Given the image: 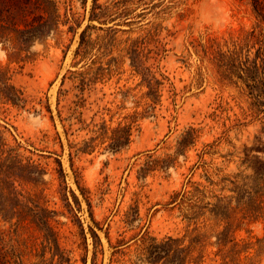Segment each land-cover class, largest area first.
Returning a JSON list of instances; mask_svg holds the SVG:
<instances>
[{
	"label": "rangeland",
	"instance_id": "374dc122",
	"mask_svg": "<svg viewBox=\"0 0 264 264\" xmlns=\"http://www.w3.org/2000/svg\"><path fill=\"white\" fill-rule=\"evenodd\" d=\"M55 2L57 29L0 64L25 99L0 100V158L8 150L43 171L24 181L0 160V264H92L90 227L98 264H167L149 261L143 240L167 236L188 250L185 264H264V112L241 83L220 80L202 50L241 41L255 23L250 0H128L127 18L106 23L89 19L93 0ZM107 26L115 39L95 65L111 71L80 91L71 73L99 55L93 46L75 54L80 33L87 27L94 40ZM127 39L142 42L140 64L161 81L146 111ZM133 113L125 147L95 138L100 123ZM30 114L43 127L33 130ZM34 205L51 211L61 255L44 245Z\"/></svg>",
	"mask_w": 264,
	"mask_h": 264
},
{
	"label": "trees",
	"instance_id": "16d2710c",
	"mask_svg": "<svg viewBox=\"0 0 264 264\" xmlns=\"http://www.w3.org/2000/svg\"><path fill=\"white\" fill-rule=\"evenodd\" d=\"M124 1L117 0L111 6H104L93 0V6L90 11L89 19L101 20L106 23L112 21V15L119 17L128 15L127 4ZM251 10L255 18V23L250 30L246 31L241 41L233 42L230 47L222 50L214 48L212 44H205L202 47L204 56H207L217 67L220 80L228 81L231 84L238 85L241 83L246 89V94L251 98V105L255 108L254 112H264V0H250ZM128 22V21H127ZM60 23V15L55 0H0V44L6 51L7 57L13 61H19L27 56L30 46L36 42L45 39L52 31L56 30ZM71 28V26H69ZM116 30L112 26H107L103 35H99L96 39L91 40L87 35V27L80 33V42L76 55L83 56L87 50L93 46L96 47L98 56H96L91 65L85 69L72 72L71 80L77 81L76 87L83 91L91 85L100 81L108 74L111 69L101 64L100 57L105 54V49L110 47L114 41ZM128 40L125 47L126 52L131 58V65L136 73L141 75L142 83L146 86V90L141 96L146 97L150 102L146 103L144 111L156 103L159 98V85L161 81L150 73L147 67L141 66L138 56L140 55V44L138 39ZM126 40V41H127ZM95 65V66H94ZM64 81V80H63ZM62 81V82H63ZM0 100L10 102L15 105H23L25 99L20 89L15 87L9 80L6 70L0 67ZM136 114H130L125 117L129 122H118L115 126H108L104 122L100 123L95 130L97 135L95 138H101L107 141V148L110 151H118L129 144L131 138V122ZM193 128H189L186 135H192ZM85 147H91L89 141H85ZM84 147V148H85ZM5 153L4 158H0L4 167H14L17 176L24 181H29L32 176L29 172L33 171L42 174V169L37 164L30 161H23L17 158L11 151L2 150L1 155ZM34 185L39 186V182ZM37 195V192L34 195ZM37 202V200H35ZM37 206L39 212L36 218V226H45L47 231L43 234V243L45 246L55 248L58 254H62L58 244L55 232L49 224V213L45 207ZM133 212H126V219H132ZM91 237L93 239V262L98 264L96 257L100 250L99 237L90 227ZM147 242L145 250L147 258L154 262L164 259L167 264H185L187 261V252L185 248H175L179 242V238L167 236L161 242H151V238L144 237ZM153 240V238H152ZM174 247V248H172Z\"/></svg>",
	"mask_w": 264,
	"mask_h": 264
},
{
	"label": "clouds",
	"instance_id": "9594fccd",
	"mask_svg": "<svg viewBox=\"0 0 264 264\" xmlns=\"http://www.w3.org/2000/svg\"><path fill=\"white\" fill-rule=\"evenodd\" d=\"M6 61H7L6 53L4 51H0V64L6 63ZM28 119H29V121L31 122V124L33 126V130H36V129L40 128V127H43V123L42 122L37 123L35 116L30 114Z\"/></svg>",
	"mask_w": 264,
	"mask_h": 264
}]
</instances>
